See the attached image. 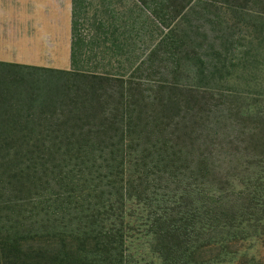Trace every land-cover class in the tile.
Masks as SVG:
<instances>
[{"label": "trees", "instance_id": "obj_1", "mask_svg": "<svg viewBox=\"0 0 264 264\" xmlns=\"http://www.w3.org/2000/svg\"><path fill=\"white\" fill-rule=\"evenodd\" d=\"M70 63L0 61V264H264V0H72Z\"/></svg>", "mask_w": 264, "mask_h": 264}, {"label": "rangeland", "instance_id": "obj_2", "mask_svg": "<svg viewBox=\"0 0 264 264\" xmlns=\"http://www.w3.org/2000/svg\"><path fill=\"white\" fill-rule=\"evenodd\" d=\"M3 13L17 17L16 21L6 22V35H14L18 42L24 41V46L19 48L23 52L17 53L22 61L19 64L71 67L70 0H4ZM27 41L30 42L28 45ZM261 252L264 257V249Z\"/></svg>", "mask_w": 264, "mask_h": 264}, {"label": "crops", "instance_id": "obj_3", "mask_svg": "<svg viewBox=\"0 0 264 264\" xmlns=\"http://www.w3.org/2000/svg\"><path fill=\"white\" fill-rule=\"evenodd\" d=\"M3 1L4 0H0V61L9 62V63H22V61L18 58L17 53L23 52V50L19 51V48L24 46V41L18 42L14 35L13 36L6 35L7 32L6 22L16 21L17 17L14 14L7 16L6 14L3 13ZM13 1L23 2L25 0H13ZM71 3L72 0H70V6ZM29 43L30 42L27 41V45ZM70 47H71V29H70ZM14 54H16L17 56ZM58 69H66V68H58Z\"/></svg>", "mask_w": 264, "mask_h": 264}]
</instances>
